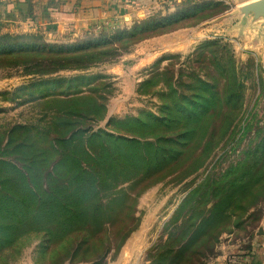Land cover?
<instances>
[{
    "label": "rangeland",
    "instance_id": "1",
    "mask_svg": "<svg viewBox=\"0 0 264 264\" xmlns=\"http://www.w3.org/2000/svg\"><path fill=\"white\" fill-rule=\"evenodd\" d=\"M252 1L173 0L168 14L159 10L129 22L121 15L94 21L80 32L70 26L60 32L14 25L0 30V40L14 45L12 52L0 50V159L22 170L28 157L48 149V142L79 131L85 134L75 137L72 146L48 154L43 172L64 155L94 170L88 156L101 152L98 142L87 139L92 132L155 145L163 138L175 142L165 144L169 157L158 165L147 166L139 157L122 162V173L113 180V175L106 177L109 181L101 186V203L93 201L71 233L54 238L48 253L42 235L30 234L0 264H170L178 249L203 233L210 249L204 258L190 256L187 264H249L255 251L264 249V28L251 16H230ZM181 12L185 14L173 20ZM134 28L133 38L100 49L108 52L103 62L46 76L37 73L44 69L36 67L38 62L64 57L51 52L54 48L83 47ZM228 68L234 69L241 86L236 109L225 98L231 88ZM57 78L78 79L70 88L67 83L29 88ZM76 90L84 93L79 102H59ZM95 101L104 112L95 109ZM177 107H188L193 114L186 118ZM29 141L32 148L18 147ZM102 145L107 154L112 152ZM151 150L144 147L137 154L150 157ZM121 153L122 159L128 154L124 148ZM237 165L252 179L225 186L223 175ZM215 184L223 187L217 195ZM249 186L254 193L263 191L238 202L239 191ZM226 189L236 191L229 205ZM221 211L228 219L215 230L213 222Z\"/></svg>",
    "mask_w": 264,
    "mask_h": 264
},
{
    "label": "trees",
    "instance_id": "2",
    "mask_svg": "<svg viewBox=\"0 0 264 264\" xmlns=\"http://www.w3.org/2000/svg\"><path fill=\"white\" fill-rule=\"evenodd\" d=\"M185 13H179V15L170 18L168 23L173 20L179 19ZM173 19V20H171ZM151 24H154L153 22ZM147 25L148 28L152 27ZM138 28H134L129 34L123 33L122 37L112 36L111 38L100 37L89 42L83 47H69L67 49H52L51 52L57 54H63L64 57L61 59H50L38 62L36 67L44 68L40 69V75L46 76L48 74H56L59 71L66 70H82L87 69V64H96L103 62V58L107 56L106 51L100 50L112 44L123 41L128 38L131 39L135 36V32ZM6 37V36H5ZM7 39L0 40V50L4 49L6 52H12L14 45H8L5 43ZM3 42V43H2ZM44 51L46 49L44 48ZM83 54L81 56H75L74 58H69V55ZM52 67V68H50ZM232 71L229 78L230 89H227L225 93V98L231 103L232 108L236 109L240 107L239 102L241 101V86L236 81L234 69L228 68ZM82 77H79L81 79ZM78 78L71 80H65L61 78L53 80H42L41 82H35L31 84L29 88L37 87H47L52 83L59 84L67 83V87H71V83L75 82ZM71 82V83H70ZM205 88L209 89L210 86L204 85ZM84 93L76 90L73 93L66 94L64 96L66 101H59L66 104H71L73 102H79L78 98ZM71 97V98H70ZM59 100L58 98H56ZM95 109L98 112H104L105 107L98 104L95 101ZM195 106V104H193ZM197 106L194 107L196 109ZM199 107V106H198ZM177 110L181 115L191 117L193 110L188 107L181 108L177 107ZM158 122H163L162 119L153 117L152 115H147ZM143 124V121H139ZM69 123H72L71 121ZM20 128V127H19ZM13 129H16L13 128ZM85 134V131L75 132L70 135L66 140L56 139L48 142V149L42 148L37 153V156L31 155L28 157L23 169H17L13 164L0 159V175L5 174L3 177L0 176V258H4L8 251L17 248L20 240H22L26 235L30 234H40L43 237V250L44 252H49L53 245L52 241H58L62 238L64 234H69L72 232L73 223L76 220L81 221L83 216L88 212V206L91 205L93 201L98 203L101 201L99 198L101 186L106 183L108 176L113 175L112 179H116L119 173H122L121 163H128L131 160H136L138 157L146 163V165H151L152 163L158 165L164 159L169 157V153L165 149V144H174L173 138H163L159 140L157 144L160 146L156 148L155 144L149 142H140L134 139H127L121 136H114L110 133L103 131L92 132L87 136L88 140H94L98 142L100 146V152L97 157L88 156L89 162L96 164L95 171L92 168L84 166L83 161L78 160L75 156L64 155L59 160H57L53 166L43 172L41 167L45 160L48 158L49 153L57 152L59 147H70L73 145L75 137L79 139ZM187 136L185 132L179 139H184ZM11 141L8 147L12 144ZM107 144L109 148L112 149L111 153L107 154V149L102 145ZM34 143L30 141L27 144L18 146L24 148H32ZM82 145V144H81ZM151 148V156L147 157L141 154V148L144 147ZM17 147V148H18ZM122 148L127 150L128 154H125V158L122 159ZM134 151L132 154L130 152ZM0 152H3L0 148ZM140 152V154H137ZM84 155L87 153L83 151ZM6 171V172H5ZM120 171V172H119ZM240 172V174H238ZM13 177V178H10ZM244 177H251L249 172L246 174L240 170L239 165L235 167H230L229 170L223 175V180L226 181L225 186L236 181H241ZM221 179V180H222ZM218 186L215 184V187ZM223 187L215 188V195L220 193ZM228 191H231L228 193ZM252 187H247L244 191H239L241 198L237 201L240 202L242 199H252L259 195L253 192ZM235 190H223V195L229 202H232L236 195H233ZM101 203V202H100ZM240 205V204H238ZM235 206V208H240V206ZM75 210L76 208H78ZM229 207V206H228ZM218 209V205H215V210ZM91 213V210H90ZM99 212H95L97 214ZM228 219L227 215L221 211L215 216V230L220 226L224 225ZM224 221V222H223ZM219 225V226H218ZM60 230V233H55ZM53 231V232H52ZM207 233H203V237L198 236L187 242L182 248L173 256L170 264H187L190 262V256L203 257V252L210 249L211 242L207 240ZM205 238V239H204ZM60 242V241H59ZM198 244L201 246L200 249L193 246ZM59 245V243H58ZM15 248V250H16ZM14 250V251H15ZM55 251V249H54ZM54 251L51 254H54ZM191 251L192 254H191ZM8 254L6 258L9 256ZM54 256V255H53ZM185 257V259H184ZM4 258V260L6 259ZM161 264V263H158Z\"/></svg>",
    "mask_w": 264,
    "mask_h": 264
},
{
    "label": "crops",
    "instance_id": "3",
    "mask_svg": "<svg viewBox=\"0 0 264 264\" xmlns=\"http://www.w3.org/2000/svg\"><path fill=\"white\" fill-rule=\"evenodd\" d=\"M173 0H0V30L27 27L66 26L82 31L94 21L110 20L121 15L127 22L145 19L146 15L168 14ZM178 1V0H174ZM171 3V4H170ZM79 31V32H80ZM151 42L156 39L150 40ZM153 44V43H152ZM264 229V220L261 222ZM264 235V232H263ZM260 237V236H258ZM264 239V238H263ZM264 241V240H262ZM249 264H264V249L255 251Z\"/></svg>",
    "mask_w": 264,
    "mask_h": 264
},
{
    "label": "water",
    "instance_id": "4",
    "mask_svg": "<svg viewBox=\"0 0 264 264\" xmlns=\"http://www.w3.org/2000/svg\"><path fill=\"white\" fill-rule=\"evenodd\" d=\"M241 15L243 17L251 16L253 20H261V26L264 28V0H255L241 6L230 16Z\"/></svg>",
    "mask_w": 264,
    "mask_h": 264
}]
</instances>
